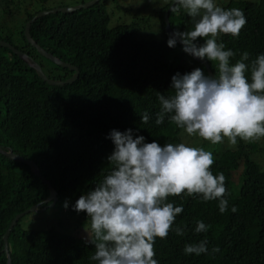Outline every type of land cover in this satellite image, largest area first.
I'll use <instances>...</instances> for the list:
<instances>
[{"label":"trees","instance_id":"obj_1","mask_svg":"<svg viewBox=\"0 0 264 264\" xmlns=\"http://www.w3.org/2000/svg\"><path fill=\"white\" fill-rule=\"evenodd\" d=\"M0 0V10L4 9ZM174 0L159 11L158 39L144 35L142 24L150 18L132 24L110 26V14L105 0L89 8L73 12H58L39 18L31 26L33 38L48 52L77 66L79 78L73 83L50 85L28 63L7 47L0 45V145L34 160L43 176L51 181L58 193L55 206L62 205L74 219L76 200L93 190L112 170L107 157L114 150L109 137L115 129L133 130V137L142 135L146 143L183 142L182 132L167 115L156 125L161 110L157 94H174L172 77L206 66L183 51L176 43L169 47L170 32L165 13ZM225 9L240 8L247 23L239 37L221 34L218 43L236 55L243 52L252 60L264 54V0H230ZM4 13H7L3 10ZM39 11L27 12L23 22L11 28L0 23V39L33 56L50 78L66 80L75 73L40 54L27 40L25 27ZM173 30H193L194 24L183 10L170 13ZM145 27V26H144ZM143 27V29H144ZM203 38L196 43L202 45ZM214 74L217 62L207 59ZM250 81V67L246 73ZM147 112L150 119L142 123ZM238 146L225 151L218 146L212 150L214 175L223 173L228 208L219 211V201H203L199 196H173L168 202L183 206L166 239L157 238L154 244L158 264H264V167L251 155V144L237 138ZM210 143L204 141V147ZM240 165L241 189L234 191L233 176ZM239 170V169H238ZM50 189L24 162H16L0 153V264H8L4 235L18 213L43 203ZM67 202V207H65ZM235 206L237 211L232 212ZM48 210V211H49ZM35 213V212H34ZM32 212V214H34ZM25 215L12 230L9 250L13 264H97L89 257L94 245L87 238L64 232L60 224L44 222L41 226L22 225ZM198 221L208 226L207 232L196 233ZM177 226L185 234L175 233ZM207 241V253L186 255L187 244ZM218 247L219 251L212 253Z\"/></svg>","mask_w":264,"mask_h":264},{"label":"clouds","instance_id":"obj_2","mask_svg":"<svg viewBox=\"0 0 264 264\" xmlns=\"http://www.w3.org/2000/svg\"><path fill=\"white\" fill-rule=\"evenodd\" d=\"M181 10L192 18L194 28L174 32L168 46L175 47L179 38L185 53L217 62V74L208 76L195 68L173 75L174 94H157L161 110L156 125L163 124L167 115L178 129L213 145L225 138L230 145H236L237 138L245 142L264 138V54L249 66L245 51L230 64L236 53L218 43L221 34L239 37L247 23L243 10L225 9L215 0H174L171 12L179 14ZM198 38L205 42L198 45ZM249 67L250 81L246 75ZM149 119L147 112L141 116L144 124ZM109 137L115 146L107 157L112 170L74 205L75 211L86 212L90 220V229L85 228L86 242L95 249L90 260L97 264H158L155 241L167 238L183 211L182 205L168 202L169 197L186 194L203 201L218 200L219 211L227 210L226 177L211 171L215 163L212 151L183 142L163 147L156 141L146 143L142 135L134 138L132 129H113ZM42 204L39 210L45 209ZM231 210L237 211L235 206ZM207 231L208 226L198 221L195 232ZM175 233L183 236L185 228L177 226ZM218 251V247L212 249V253ZM207 252L206 240L184 247L186 255Z\"/></svg>","mask_w":264,"mask_h":264},{"label":"rangeland","instance_id":"obj_3","mask_svg":"<svg viewBox=\"0 0 264 264\" xmlns=\"http://www.w3.org/2000/svg\"><path fill=\"white\" fill-rule=\"evenodd\" d=\"M91 1L93 0H4V9L0 10V23L10 26L15 30V27L23 22L27 12H41L57 8L75 7L87 4ZM168 1L169 0H105L107 11L110 14L109 25L115 26L120 23L133 24L134 21H136V18L139 20L147 17L150 18L152 22L149 25H147V23L142 24V28H140L139 31L142 29L144 35L147 36L155 34L153 37L158 39L161 37V32L158 26L160 25L158 19L159 11L160 8ZM228 1L230 0H215L219 6H223ZM0 8L3 7L0 6ZM3 10L7 13H4ZM182 135L185 144L195 147H203L205 150L209 151H212L217 146L224 151L228 148L233 149L238 146V140L236 145H230L227 138H225L224 142L220 144L213 145L209 142L210 146L206 148L202 145L205 140H202L197 136H189L185 131L182 132ZM249 143L252 145L250 148L251 155L264 167V138ZM238 169L234 173L232 183V187L234 186L236 194H238L241 189V175L244 166L240 165ZM41 207H44L46 210L41 209L37 213H29L28 216L22 220V225L25 228H37L46 221L48 223H52V225L60 224L61 227H65L63 229L64 232L87 238L88 234L85 231V228L90 229V220H88L86 212L77 213L76 218L72 219L73 217L70 214H66L63 210L62 205L51 207L50 210L44 205Z\"/></svg>","mask_w":264,"mask_h":264},{"label":"water","instance_id":"obj_4","mask_svg":"<svg viewBox=\"0 0 264 264\" xmlns=\"http://www.w3.org/2000/svg\"><path fill=\"white\" fill-rule=\"evenodd\" d=\"M101 0H93L91 2H88L87 4H82V5H78L75 7H67V8H57V9H53V10H45V11H41L38 14H36L32 19H30L25 27V35L26 38L28 40V42L37 49V51L42 54L43 56H45L46 58L50 59L52 62H54L55 64L62 66L64 68H69L70 70H73L75 73L73 74L72 77L66 79V80H59V79H53L50 78L48 76V74L44 71L43 67L41 66V64L35 60V58L33 56H31L30 54L23 52L22 50L16 48L13 44L1 40L0 39V45L3 47H7L10 50H12L15 54H17L22 60H24L26 63H28L32 68H34L37 72V74L48 84L50 85H64L66 83H73L74 81H76L79 76H80V70L77 66L63 61L62 59H60L59 57L55 56L54 54L48 52L45 48H43L31 35L30 30H31V26L34 22H36L39 18L45 16V15H49L52 13H58V12H73L76 10H80L82 8H89L93 5H95L96 3H98ZM174 1L172 2V4L170 5V7L167 9L166 13H165V21H166V28L167 30L170 32V34L172 35L175 31L173 30L172 26H171V22H170V13H171V7L173 6ZM178 43H180L182 45V43L180 42L179 38H177ZM183 46V45H182ZM194 57V56H193ZM196 58V57H194ZM198 61L202 62L209 73V76H215L213 70L211 69L210 64L208 63V61L201 60L199 58H196ZM0 153H2L3 155H5L6 157L10 158L11 160H14L16 162H24L26 164H28L33 173L39 177L42 182L44 184H46L48 186V188L50 189V195L48 196L47 199H45L44 202H49L52 201L50 205L54 206L58 200V193L56 188L52 185L51 181L48 180L45 176H43L40 167L38 166V164L32 160V159H27L24 156H22L19 153L14 152L13 148L8 146V147H3L0 145ZM42 203L37 204L32 206L31 208L18 213L15 218L12 220V222L10 223L9 228L7 229L5 235H4V242H5V250L7 253V260H8V264H13L12 263V257L10 254V250H9V237L10 234L12 232V230L15 228V226L18 224V222L27 214L32 213V212H37L39 210V207Z\"/></svg>","mask_w":264,"mask_h":264}]
</instances>
